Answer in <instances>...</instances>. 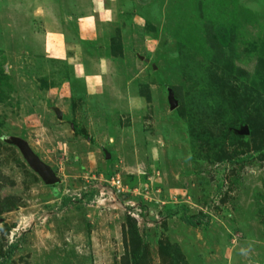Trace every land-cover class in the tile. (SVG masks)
<instances>
[{"label":"rangeland","instance_id":"obj_1","mask_svg":"<svg viewBox=\"0 0 264 264\" xmlns=\"http://www.w3.org/2000/svg\"><path fill=\"white\" fill-rule=\"evenodd\" d=\"M263 66L264 0H0V264H264Z\"/></svg>","mask_w":264,"mask_h":264},{"label":"trees","instance_id":"obj_2","mask_svg":"<svg viewBox=\"0 0 264 264\" xmlns=\"http://www.w3.org/2000/svg\"><path fill=\"white\" fill-rule=\"evenodd\" d=\"M144 2L145 0H142V3ZM223 29H226V28H220L214 35H211L212 45L216 46V48L219 51L218 53L220 55L223 53V50L225 48L230 46L229 39H231L230 37L232 36L231 30L229 33L228 32L226 33L227 30H225V32H220ZM239 30L240 28H238V31ZM235 40H238V38L236 37V39L234 40L232 39L230 42L234 44ZM227 49L231 50V52H229L230 54H233V55L236 54V53L234 54L235 51H234L233 46L228 47ZM229 53L226 54V52H224V56H223L224 62H222L224 63L223 67L220 65H217L216 66L217 72H215L212 75L207 76L206 78V85L209 86L210 89H212L213 91L217 89L220 92V94L223 96L227 95L226 89L230 87L233 92H235L236 89L239 91L240 88L243 89V88L248 87L246 86V80L248 79V76H249L247 70L236 68V65L233 59L230 57ZM218 80L220 81V83H218ZM172 93H173L174 98L178 99V94L175 91H173ZM257 112L258 110L256 109L254 115H249V113H247L248 115L247 119H245V121L244 120H241V121L248 125L250 140L256 138V139H259L260 142H262V145L257 146V147L259 148L263 147L262 148L263 153H261L262 155L260 159L262 160V162H264V114L259 115L257 114ZM95 194H96V191L92 189V190H89L88 192L84 191L82 193V196L84 197L86 195L94 196ZM55 197L61 200L62 206H65V205L67 206V204L71 203V198L69 196H65V195H61L60 193L59 194L57 193ZM129 221L130 222H128L129 223L128 225L130 226L129 230H130L131 241L139 240L138 242H140L138 243V245L133 247L134 254L139 257L142 255V252H143L141 240L139 239L140 235L138 233L136 222H134L133 220H129ZM17 247H18L17 244L11 246L10 251L6 253V257L4 258L5 262H3L2 264L7 263V260L10 257V253L12 252L13 249H16Z\"/></svg>","mask_w":264,"mask_h":264},{"label":"water","instance_id":"obj_3","mask_svg":"<svg viewBox=\"0 0 264 264\" xmlns=\"http://www.w3.org/2000/svg\"><path fill=\"white\" fill-rule=\"evenodd\" d=\"M167 101L171 109H173L177 104L170 90L167 92ZM5 142L18 149L23 161L30 168V170L38 176L44 185L53 186L56 185V183H61V180L55 176L51 167L41 161V158L33 152L25 139L11 137L7 138Z\"/></svg>","mask_w":264,"mask_h":264},{"label":"built area","instance_id":"obj_4","mask_svg":"<svg viewBox=\"0 0 264 264\" xmlns=\"http://www.w3.org/2000/svg\"><path fill=\"white\" fill-rule=\"evenodd\" d=\"M113 183V185H114V181L112 182ZM115 184H118V182L116 181V183Z\"/></svg>","mask_w":264,"mask_h":264}]
</instances>
